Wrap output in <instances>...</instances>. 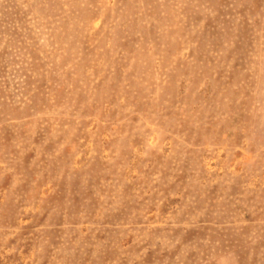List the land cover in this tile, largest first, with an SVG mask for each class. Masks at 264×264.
<instances>
[{
	"label": "rangeland",
	"instance_id": "1",
	"mask_svg": "<svg viewBox=\"0 0 264 264\" xmlns=\"http://www.w3.org/2000/svg\"><path fill=\"white\" fill-rule=\"evenodd\" d=\"M0 264H264V0H0Z\"/></svg>",
	"mask_w": 264,
	"mask_h": 264
}]
</instances>
